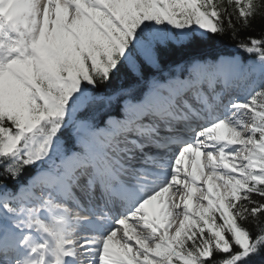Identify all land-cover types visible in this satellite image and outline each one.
<instances>
[{"label":"snow or ice","instance_id":"obj_1","mask_svg":"<svg viewBox=\"0 0 264 264\" xmlns=\"http://www.w3.org/2000/svg\"><path fill=\"white\" fill-rule=\"evenodd\" d=\"M257 21L264 0H0V264L264 261Z\"/></svg>","mask_w":264,"mask_h":264},{"label":"trees","instance_id":"obj_2","mask_svg":"<svg viewBox=\"0 0 264 264\" xmlns=\"http://www.w3.org/2000/svg\"><path fill=\"white\" fill-rule=\"evenodd\" d=\"M264 26V22L257 21L256 24L254 25L255 31L259 32L261 30V27ZM221 48L227 50L231 49L232 45L231 42L225 38L221 41H215ZM172 60H178L179 59V54H175L171 57ZM256 264H264V261H257Z\"/></svg>","mask_w":264,"mask_h":264},{"label":"rangeland","instance_id":"obj_3","mask_svg":"<svg viewBox=\"0 0 264 264\" xmlns=\"http://www.w3.org/2000/svg\"><path fill=\"white\" fill-rule=\"evenodd\" d=\"M240 99H243V97H240Z\"/></svg>","mask_w":264,"mask_h":264}]
</instances>
